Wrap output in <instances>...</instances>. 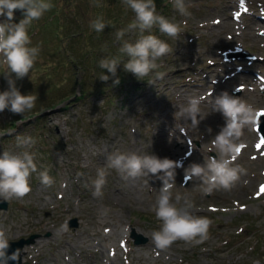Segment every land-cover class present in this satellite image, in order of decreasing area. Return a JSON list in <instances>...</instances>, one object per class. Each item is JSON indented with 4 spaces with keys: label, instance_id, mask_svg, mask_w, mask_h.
Masks as SVG:
<instances>
[{
    "label": "rangeland",
    "instance_id": "374dc122",
    "mask_svg": "<svg viewBox=\"0 0 264 264\" xmlns=\"http://www.w3.org/2000/svg\"><path fill=\"white\" fill-rule=\"evenodd\" d=\"M168 1L170 7L164 12L156 8L157 13L180 24L178 37H168L158 26L145 35L166 41L172 52L158 59V67L143 80L125 72L121 64L118 85L113 79H99L103 72L110 74L106 69L97 71L91 55L85 61L87 69L82 68L79 57L88 49L89 38L83 33L75 40H59L57 25L42 22L51 9L31 23V46L40 45L41 51L29 75L17 80L16 86L21 94L37 95L36 105L22 115L7 109L0 113V153L19 151L17 136L36 141L30 149L38 168L30 177L31 192L5 200L7 209H0V227L9 242L35 235L22 247L21 264H264V143L257 128L244 129L245 146L234 163L247 174L231 190L204 193L200 181L184 176L189 164L218 156L212 138L225 121L220 123L218 117L223 115L213 111L215 96L227 91L264 109V0H185L186 16L174 8L173 0ZM91 10L95 7L88 0H75L66 20L84 31L95 16ZM128 15L133 23L131 9ZM23 18L22 11H14V22ZM4 19L0 17V22ZM116 31L110 41L120 48ZM138 38V30H133L124 40ZM101 43L92 38L89 50L99 51L96 44ZM6 71L0 58V92L8 89ZM192 95L204 98L200 105L204 119L196 127L178 115ZM178 143L181 147L174 155ZM117 150L176 161L173 196H189L192 213L211 220L208 239L198 245L177 240L167 249L156 248L151 236L161 225L154 211L161 181L151 175L125 178L107 168V156ZM101 167L106 169L107 183L102 197H93L92 181ZM45 169L53 179L50 187L39 179ZM102 209L109 213L103 220ZM73 219L76 226L69 225ZM62 225L66 230L58 231ZM136 236L145 241L135 243Z\"/></svg>",
    "mask_w": 264,
    "mask_h": 264
},
{
    "label": "clouds",
    "instance_id": "9594fccd",
    "mask_svg": "<svg viewBox=\"0 0 264 264\" xmlns=\"http://www.w3.org/2000/svg\"><path fill=\"white\" fill-rule=\"evenodd\" d=\"M123 3L135 14V20L127 28L116 31V40L122 41L118 54H109L99 61V67L111 74L109 76L103 72L99 79L107 82L114 78V85L120 83L117 69L121 64L125 72L143 80L158 67V59L172 52L166 41L152 34L145 35L146 32L150 33L154 26H158L161 33L171 38L178 37L181 32L179 23L157 13L154 0H123ZM93 6L100 7L99 0H95ZM173 6L181 16L189 15L185 0H173ZM52 7L50 0H0V17L5 18L0 22V58L7 65L3 76L8 84V89L0 92V113L7 109L13 114L22 115L36 105L37 95L21 94L16 81L29 75L41 51L40 45L31 46L28 29L34 20H39ZM15 10H21L24 16L18 23L14 22ZM109 23L105 22L103 16H97L90 21L89 26L101 33ZM133 30H138L139 38L135 42L124 40L125 34ZM122 56L127 57V60L122 61ZM156 77L161 78L162 74L156 73ZM152 82L148 81L149 84ZM203 99L190 96L186 104L178 109V115L193 127L198 126L204 119L200 107ZM212 108L213 111L220 112L225 120V124L212 138L218 156L209 157L203 163H191L184 168L185 179L200 181L204 193L217 189L231 190L241 176L247 174V170L234 161L245 146L242 139L244 129H254L259 114L264 113V109L255 108L241 97L227 91L214 97ZM207 132L211 134L212 129L209 127ZM35 143L31 136H17L16 147L20 150H5L0 153V198H23L31 192L30 177L38 171L36 154L30 151ZM106 164L107 168L117 170L125 178L151 175L161 181L154 204L155 216L161 225L151 236L156 248L167 249L177 240L198 245L208 239L211 220L192 213L194 204L189 196L179 193L173 196L178 167L176 161L151 154L139 155L136 152L117 150L107 156ZM106 177V169L98 168L96 179L92 181L93 197H102V189L107 183ZM39 179L45 187H50L53 183L47 169L39 172ZM75 203L78 204L79 201ZM108 214L107 209H102L100 218L103 220ZM64 230L66 226L62 225L58 231ZM9 247L7 233L0 227V264L16 259L18 253L8 255Z\"/></svg>",
    "mask_w": 264,
    "mask_h": 264
},
{
    "label": "trees",
    "instance_id": "16d2710c",
    "mask_svg": "<svg viewBox=\"0 0 264 264\" xmlns=\"http://www.w3.org/2000/svg\"><path fill=\"white\" fill-rule=\"evenodd\" d=\"M80 3L82 2H87V0H78ZM89 3L91 2L92 6L95 2V0H88ZM155 4H156V8H160L161 12H164L165 10H167L170 7L169 1L168 0H154ZM100 3V7H95V10H91L94 12V18L95 19L97 16H103L104 20L106 23H109V26H106L104 31L101 33H97L95 30L91 29L89 24L90 21L88 23V25L86 26L85 30L81 31L80 27H78L75 23L72 22L71 19L70 22L66 17V13L68 12V9L71 10L72 8L75 7V0H57V4H54L53 8H51V11L49 13V18L46 17V19L42 20V22H45V24L47 22H51L52 24L57 25V38H59V40H62L63 37L69 40H75L80 38L83 33L84 35L86 34L87 37L89 38V41L87 43V50L82 51V54L80 55L79 58H81L80 62L82 63V68L83 69H87L88 65L85 62L86 58L88 55H91V57L89 58L90 60H97V71L102 70L99 67V62L102 58L108 56L109 54L111 55H117L118 52H116V50H119L118 46H114L111 41L110 38L112 35V33L114 32L115 29L120 30V29H124L127 28V26L129 24L132 23L131 19L129 18L128 15V10H130L129 8H127V6L123 3V0H99ZM122 3V4H121ZM118 4H120V7L118 6ZM88 5V4H87ZM123 7V8H122ZM124 7L126 8L125 12H117L118 10H123ZM17 11V10H16ZM21 11V10H20ZM74 12V11H73ZM64 20L66 21H63ZM49 19V20H48ZM60 30V31H59ZM59 31V32H58ZM92 38H94V41L96 43L99 42H103L101 44H96L97 47H100L99 51L95 50V49H91V51L89 50L92 47ZM101 46H104V53L101 54V50L103 49ZM111 48L116 49L115 51H111L108 52ZM127 57L122 58V61H126ZM80 63V65H81ZM91 65H89L90 67ZM108 73V72H107ZM106 74V73H104ZM110 74V73H108ZM111 75V74H110ZM114 79V78H113ZM82 91V88H81ZM66 92V91H64ZM63 92H60L59 95H63ZM65 96V95H63Z\"/></svg>",
    "mask_w": 264,
    "mask_h": 264
},
{
    "label": "water",
    "instance_id": "95a60500",
    "mask_svg": "<svg viewBox=\"0 0 264 264\" xmlns=\"http://www.w3.org/2000/svg\"><path fill=\"white\" fill-rule=\"evenodd\" d=\"M227 56H229V55H227ZM55 110H57V109H53L51 111L53 112ZM257 125H258V129L261 133V136L264 139V115H260L258 117ZM0 209H3V210L7 209V202L3 199H0ZM69 225L76 226L75 219L71 220V222H69ZM34 237H35V235H32V236L28 237L27 239H20L16 242H9L10 247L8 249V255L11 256L13 253H18V255L16 256V259L8 260L7 264H21L22 247L24 246V244H29V243L33 242ZM144 241H145L144 238L136 236L135 243H141Z\"/></svg>",
    "mask_w": 264,
    "mask_h": 264
},
{
    "label": "bare ground",
    "instance_id": "6f19581e",
    "mask_svg": "<svg viewBox=\"0 0 264 264\" xmlns=\"http://www.w3.org/2000/svg\"><path fill=\"white\" fill-rule=\"evenodd\" d=\"M232 6H233V5H232ZM216 17H217V16H216ZM219 24H220V23H219ZM219 24H218V25H219ZM212 27H213V26H212ZM230 27H231V26H230ZM255 27H256V26H255ZM222 29H223V28H222ZM228 31H230V29H229ZM231 39H233V38H231ZM231 39H230V40H231ZM225 42H226V41H225ZM233 43H234V42H233ZM228 44H229V43H228ZM228 44H227V45H228ZM219 71H220V70H219ZM227 71H228V70H227ZM220 72H221V71H220ZM217 74H218V73H217ZM217 74H216V75H217ZM221 75H222V74H221ZM182 76H183V75H182ZM185 78H186V77H185ZM189 78H190V77H189ZM217 78H218V77H217ZM252 78H253V77H252ZM219 79H220V78H219ZM239 79H240V78H239ZM241 79H242V78H241ZM238 81H239V80H238ZM245 81H248V80H245ZM191 82H192V81H191ZM240 82H241V81H240ZM240 82H239V83H240ZM242 82H244V81H242ZM249 82H250V81H249ZM253 82H254V81H253ZM184 83H186V82H184ZM189 83H190V82H189ZM189 83H188V84H189ZM225 83H226V82H225ZM226 84H227V83H226ZM240 84H241V83H240ZM196 85H197V84H196ZM216 85H217V84H216ZM244 85H245V84H244ZM236 86H237V85H236ZM185 88H186V87H185ZM190 88H191V87H190ZM179 89H180V88H179ZM183 89H184V88H183ZM187 89H188V88H187ZM198 89H199V88H198ZM243 89H244V88H243ZM175 90H176V89H175ZM201 92H202V91H201ZM198 93H199V92H198ZM180 94H181V93H180ZM186 96H187V95H186ZM192 96H193V95H192ZM201 96H202V95H201ZM179 99H180V98H179ZM173 100H174V99H173ZM183 100H184V99H183ZM185 102H186V101H185ZM177 103H178V102H177ZM175 104H176V103H175ZM181 104H182V103H181ZM210 106H211V105H210ZM216 113H218V112H216ZM207 114L210 115L208 112H207ZM216 115H217V114H216ZM179 117H180V116H179ZM209 117H210V116H209ZM208 119H209V118H208ZM208 119H207V120H208ZM218 119H219L220 123H223V122L225 121L223 116L218 117ZM167 122H168V121H167ZM167 122H166V123H167ZM174 124H175V123H174ZM223 124H224V123H223ZM175 125H176V124H175ZM177 126H178V125H177ZM161 130H162V129H161ZM181 131H182V130H181ZM163 132H164V131H163ZM163 132H162V133H163ZM163 134H164V133H163ZM165 134H166V133H165ZM189 134H190V133H189ZM191 134H192V133H191ZM161 136H162V135H161ZM194 136H195V135H194ZM177 137H178V136H177ZM180 139H181V138H180ZM161 140H162V139H161ZM167 140H168V139H167ZM250 140H251V139H250ZM176 141H177V140H176ZM179 141H180V140H179ZM248 141H249V140H248ZM169 142H170V141H169ZM172 142H173V141H172ZM249 142H251V141H249ZM173 143H174V142H173ZM181 143H183V142H181ZM181 143H178V144H177V145H178L177 147H174V146H173V147H174V150H172V151H173V152H176L175 154L172 152L174 155H176V154L179 152V149H180V147H181ZM251 143H252V142H251ZM253 143H254V142H253ZM158 144H159V143H158ZM188 144H189V143H188ZM248 144H249V143H248ZM175 145H176V144H175ZM186 145H187V144H186ZM186 145H185V146H186ZM182 146H183V145H182ZM170 147H171V144H170ZM249 147H250V146H249ZM259 147H260V146H259ZM171 148H172V147H171ZM188 148H189V147H188ZM169 150H170V149H169ZM249 150H251V149H249ZM167 151H168V149H167ZM157 153H158V152H157ZM159 153H160V152H159ZM180 154H181V152H180ZM180 154H178V156H179ZM183 154H184V153H183ZM168 155L170 156V155H171V152H168ZM259 156H260V155H259ZM170 157H171V156H170ZM188 157H189V156H188ZM163 158H164V157H163ZM166 158H167V157H166ZM173 158H174V157H173ZM180 158H181V157H180ZM189 158H190V157H189ZM178 159H179V158H178ZM187 159H188V158H187ZM254 160H255V159H254ZM180 167H181V166H180ZM177 171H178V170H177ZM178 172H179V171H178ZM146 176H147V175H146ZM142 177H143V176H142ZM144 177H145V176H144ZM151 178H152V177H151ZM182 178H183V177H182ZM182 178H181V179H182ZM133 180H134V179H133ZM135 180H137V179H135ZM127 181H128V179H127ZM134 182H135V181H134ZM126 183H127V182H126ZM126 183H125V184H126ZM135 183H136V182H135ZM137 183H138V182H137ZM143 183H144V182H143ZM138 184H139V183H138ZM130 185H132V184H130ZM125 187H126V186H125ZM132 187H133V186H132ZM147 188H148V187H147ZM159 188H160V187H159ZM143 189H144V188H143ZM143 189H142V190H143ZM152 189H153V188H152ZM258 190H259V189H258ZM130 192H131V191H130ZM141 192H142V191H141ZM124 193H125V192H124ZM137 193H138V192H137ZM144 193H146V192H144ZM141 195H142V194H141ZM124 196H125V195H124ZM122 198H123V197H122ZM126 198H127V197H126ZM140 200H141V198H140ZM141 202H143V201H141ZM107 225H108V224H107ZM108 227H109V226H108ZM128 229H131V228H128ZM110 230H111V229H110ZM112 230H113V229H112ZM109 234H110V233H109ZM80 236H81V235H79V237H80ZM81 238H82V237H81ZM83 238H84V237H83ZM125 240H126V239H125ZM78 242H79V241H78ZM78 242H77V243H78ZM72 245H73V244H72ZM82 245H83V244H82ZM87 245H88V244H87ZM74 247H75V246H74ZM115 248H116V247H115ZM36 249H37V248H36ZM27 251H28V250H27ZM32 252H33V250H32ZM132 252H133V251H132ZM135 254H136V253H135ZM79 255H80V254H79ZM89 255H90V254H89ZM157 255H158V254H157ZM77 258H78V257H77ZM90 259H91V258H90ZM116 260H117V259H116ZM58 264H59V263H58Z\"/></svg>",
    "mask_w": 264,
    "mask_h": 264
},
{
    "label": "snow or ice",
    "instance_id": "6c2138e0",
    "mask_svg": "<svg viewBox=\"0 0 264 264\" xmlns=\"http://www.w3.org/2000/svg\"><path fill=\"white\" fill-rule=\"evenodd\" d=\"M261 143H264V141H261ZM261 191L264 192V188H261Z\"/></svg>",
    "mask_w": 264,
    "mask_h": 264
}]
</instances>
